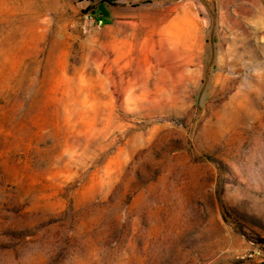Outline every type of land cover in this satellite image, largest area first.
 Listing matches in <instances>:
<instances>
[{
    "label": "rangeland",
    "instance_id": "374dc122",
    "mask_svg": "<svg viewBox=\"0 0 264 264\" xmlns=\"http://www.w3.org/2000/svg\"><path fill=\"white\" fill-rule=\"evenodd\" d=\"M250 258L264 0H0V264Z\"/></svg>",
    "mask_w": 264,
    "mask_h": 264
},
{
    "label": "crops",
    "instance_id": "0c3cea01",
    "mask_svg": "<svg viewBox=\"0 0 264 264\" xmlns=\"http://www.w3.org/2000/svg\"><path fill=\"white\" fill-rule=\"evenodd\" d=\"M148 2H146V3H143V4H147ZM137 6H141V4L140 5H137ZM136 6V7H137ZM236 264H263L261 261H260V259H257V258H250V259H248V260H244V261H241V262H239V263H236Z\"/></svg>",
    "mask_w": 264,
    "mask_h": 264
},
{
    "label": "trees",
    "instance_id": "16d2710c",
    "mask_svg": "<svg viewBox=\"0 0 264 264\" xmlns=\"http://www.w3.org/2000/svg\"><path fill=\"white\" fill-rule=\"evenodd\" d=\"M94 15H100V13H97V11L93 10L92 12ZM225 216L228 219L230 217V213L228 211L225 212ZM229 216V217H228Z\"/></svg>",
    "mask_w": 264,
    "mask_h": 264
}]
</instances>
